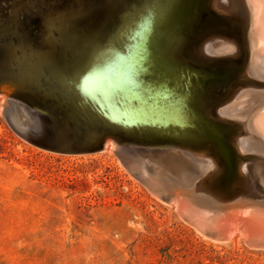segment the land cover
Returning a JSON list of instances; mask_svg holds the SVG:
<instances>
[{
  "label": "water",
  "instance_id": "obj_1",
  "mask_svg": "<svg viewBox=\"0 0 264 264\" xmlns=\"http://www.w3.org/2000/svg\"><path fill=\"white\" fill-rule=\"evenodd\" d=\"M250 0H0V106L45 150L111 145L202 234L264 249V100Z\"/></svg>",
  "mask_w": 264,
  "mask_h": 264
},
{
  "label": "rangeland",
  "instance_id": "obj_2",
  "mask_svg": "<svg viewBox=\"0 0 264 264\" xmlns=\"http://www.w3.org/2000/svg\"><path fill=\"white\" fill-rule=\"evenodd\" d=\"M242 239L198 232L110 145L42 149L7 125L0 106V264H264V249Z\"/></svg>",
  "mask_w": 264,
  "mask_h": 264
},
{
  "label": "bare ground",
  "instance_id": "obj_3",
  "mask_svg": "<svg viewBox=\"0 0 264 264\" xmlns=\"http://www.w3.org/2000/svg\"><path fill=\"white\" fill-rule=\"evenodd\" d=\"M253 5V14H252V49H253V65L255 67L260 66L264 67V0H250ZM243 111V114H253L250 117V124L253 128L260 133L264 139V100L260 103L256 102L255 96L241 97L226 110ZM111 146V145H110ZM112 147V146H111ZM110 148V147H109ZM171 204L174 208L177 209L179 214L182 216L181 211H190L189 207L180 202L178 199H172L166 201V203ZM198 231V230H197ZM199 232V231H198ZM237 234H230L227 236L228 241L237 242ZM209 239V238H208ZM243 240V239H242Z\"/></svg>",
  "mask_w": 264,
  "mask_h": 264
}]
</instances>
